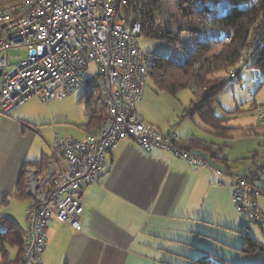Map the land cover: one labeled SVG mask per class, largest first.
Wrapping results in <instances>:
<instances>
[{
  "label": "built area",
  "instance_id": "2783aa9c",
  "mask_svg": "<svg viewBox=\"0 0 264 264\" xmlns=\"http://www.w3.org/2000/svg\"><path fill=\"white\" fill-rule=\"evenodd\" d=\"M143 4L145 0H20L0 5V114L11 115L34 96L47 102L84 85L107 107L106 119L83 139L54 135L43 172L28 167L30 203L22 264H44L53 217L80 230L82 189L99 178L121 140L129 138L147 151L160 148L189 164L210 166L177 145L178 123L164 132L144 121L138 110L148 77V55L139 45L142 25L136 20ZM22 47L26 59L9 55ZM243 66L232 68L228 76L236 78ZM257 113L264 121V104ZM252 173L261 176L258 170ZM247 175H228L232 202L250 225L264 232V210L257 203L261 189Z\"/></svg>",
  "mask_w": 264,
  "mask_h": 264
},
{
  "label": "crops",
  "instance_id": "0c3cea01",
  "mask_svg": "<svg viewBox=\"0 0 264 264\" xmlns=\"http://www.w3.org/2000/svg\"><path fill=\"white\" fill-rule=\"evenodd\" d=\"M2 115L12 127H22ZM84 129V136L78 139L95 130ZM43 156L49 154L31 160L21 156L19 161L12 160L14 168L7 178L0 174V200L4 204L10 202L8 197L13 196L21 172L31 166L38 168L32 162ZM203 157L207 159L208 155ZM207 160L210 166L201 167L169 151H147L132 139L121 140L109 153L99 178L82 189L80 230L55 217L50 220L43 263L192 264L204 253L225 263H240L244 253L239 248L247 225H237L239 217L233 210V217L228 218L223 211L212 215L206 207L219 203L232 209L231 192L226 186L232 171L223 172ZM22 228L27 230V217ZM249 228L248 232L259 240ZM229 231L240 232L241 236Z\"/></svg>",
  "mask_w": 264,
  "mask_h": 264
},
{
  "label": "rangeland",
  "instance_id": "374dc122",
  "mask_svg": "<svg viewBox=\"0 0 264 264\" xmlns=\"http://www.w3.org/2000/svg\"><path fill=\"white\" fill-rule=\"evenodd\" d=\"M163 6L164 13L162 12L163 16L160 17V21L167 22L166 24H174V22L182 20V13L176 0H163ZM208 35L209 37H224L226 31L213 27L209 29ZM139 45L147 53L148 58L158 55L172 57L178 63H184L186 60L184 50L168 41L142 35L139 37ZM9 55L21 56L22 59H26L27 49L23 47L13 48L9 51ZM254 60L255 56L250 55L246 64H244L245 61L242 63L244 66L240 71V79H232L227 83L226 88L219 96V104L214 108L215 115L226 119V125L231 128L227 137H219L213 134L211 128L198 115L193 118L185 116V109L195 99L194 92L190 88L182 89L174 95L158 89L154 80L148 76L143 99L137 105L138 110L145 117V121L164 132L171 131L172 126L178 123L176 130L180 138L186 139L195 135L208 141L213 150L220 147V151L217 150L218 155L226 158V161H218L208 156L217 169L226 173L231 170L233 175L251 173L250 176H252L254 175L252 172H256L264 164V121L257 113V107L264 104V76L258 68L251 66ZM93 69L94 65L92 64L90 71ZM89 94V89L84 85L78 87L70 95L47 102L34 96L24 105L18 107L11 115H5L9 116L5 119L19 123L22 127H12L11 123L3 119V115L0 116V174L5 175V178L9 176L14 168L11 162L15 161L12 160L19 161L22 157L31 160L40 157L42 153L50 155V144L56 133L82 138L85 133L83 126L87 121L86 100ZM93 97L98 99L99 94L95 93ZM27 169L23 175L25 190ZM0 184H2V180ZM256 184L263 190V193L257 198V203L264 210V173ZM226 186L229 188L228 185ZM219 193L220 195L223 194L222 192ZM8 199L10 201L8 204H4L0 200V230L3 228L2 218L15 220L24 227L28 200L19 199L12 195ZM206 207L213 213L212 215L223 211L226 213L224 216L228 218L233 217V210L235 215L239 217L237 225L240 222H245L247 225V220L237 212L233 202L232 209L229 206H221L219 203H213L212 206L208 204ZM218 220L221 221L220 218ZM221 224L224 225L222 221ZM249 231L257 235L264 244V232L259 226L251 225ZM229 233L241 236L240 232L229 231ZM8 250L10 258L15 259L18 247L9 246ZM241 256V262L238 264L245 261H260L259 257L253 255L241 254ZM182 263L190 264L185 261ZM0 264H3L1 260ZM219 264L232 263L219 260Z\"/></svg>",
  "mask_w": 264,
  "mask_h": 264
},
{
  "label": "trees",
  "instance_id": "16d2710c",
  "mask_svg": "<svg viewBox=\"0 0 264 264\" xmlns=\"http://www.w3.org/2000/svg\"><path fill=\"white\" fill-rule=\"evenodd\" d=\"M20 0H0V5ZM182 20L174 24L160 21L163 16V0H145V4L137 9L136 20L142 25L141 36L164 40L180 47L186 54L184 63H178L172 57L155 55L148 58V76L160 90L176 95L185 88L193 90L195 99L185 109V116L200 119L211 128L213 134L227 137L231 129L226 125V119L215 115L214 108L219 104V96L232 80L228 76L232 67L243 63L250 55L255 56L251 66L260 70L264 76V0H176ZM135 11V10H134ZM163 12V13H162ZM129 17L134 16L128 13ZM218 27L226 31L224 37H209L210 28ZM230 31L232 35L227 39ZM223 73V74H222ZM240 73L234 79L239 80ZM97 93L91 92L86 100L87 129L98 128L107 117V107ZM181 149L203 159L208 155L218 161H226L218 155L220 147L213 150L206 140L195 135L183 139L177 144ZM208 161L207 159H205ZM49 156L32 162L40 170L46 168ZM262 175L264 164L258 168ZM24 169L17 181L13 194L19 199H29L25 190ZM231 175V174H230ZM250 174L247 178L253 182L261 176ZM261 188L260 186H258ZM261 193L263 190L261 188ZM3 228L0 230V258L4 264H22L24 237L26 231L18 222L10 218H2ZM251 226L247 222L242 232L243 242L239 250L246 255L259 257L258 262L244 264H264V244L248 232ZM9 246H17L15 259L10 258ZM192 264H219L217 257L204 253L193 260Z\"/></svg>",
  "mask_w": 264,
  "mask_h": 264
},
{
  "label": "water",
  "instance_id": "95a60500",
  "mask_svg": "<svg viewBox=\"0 0 264 264\" xmlns=\"http://www.w3.org/2000/svg\"><path fill=\"white\" fill-rule=\"evenodd\" d=\"M1 73V72H0Z\"/></svg>",
  "mask_w": 264,
  "mask_h": 264
}]
</instances>
